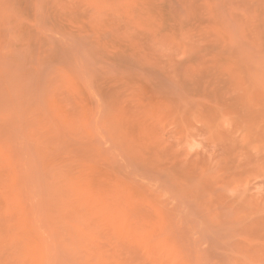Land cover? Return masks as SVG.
I'll list each match as a JSON object with an SVG mask.
<instances>
[{"label": "rangeland", "instance_id": "obj_1", "mask_svg": "<svg viewBox=\"0 0 264 264\" xmlns=\"http://www.w3.org/2000/svg\"><path fill=\"white\" fill-rule=\"evenodd\" d=\"M0 264H264V0H0Z\"/></svg>", "mask_w": 264, "mask_h": 264}]
</instances>
